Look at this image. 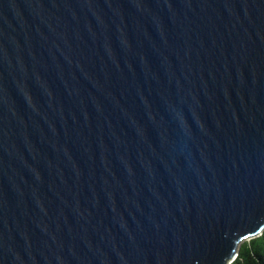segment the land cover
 <instances>
[{
    "label": "water",
    "instance_id": "obj_1",
    "mask_svg": "<svg viewBox=\"0 0 264 264\" xmlns=\"http://www.w3.org/2000/svg\"><path fill=\"white\" fill-rule=\"evenodd\" d=\"M264 231V0H0V264H232Z\"/></svg>",
    "mask_w": 264,
    "mask_h": 264
},
{
    "label": "trees",
    "instance_id": "obj_2",
    "mask_svg": "<svg viewBox=\"0 0 264 264\" xmlns=\"http://www.w3.org/2000/svg\"><path fill=\"white\" fill-rule=\"evenodd\" d=\"M232 264H264V231L240 245L238 256Z\"/></svg>",
    "mask_w": 264,
    "mask_h": 264
}]
</instances>
